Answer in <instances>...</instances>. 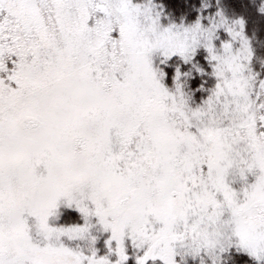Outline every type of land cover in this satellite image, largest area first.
<instances>
[{
    "label": "snow or ice",
    "instance_id": "obj_1",
    "mask_svg": "<svg viewBox=\"0 0 264 264\" xmlns=\"http://www.w3.org/2000/svg\"><path fill=\"white\" fill-rule=\"evenodd\" d=\"M0 264H264V0H0Z\"/></svg>",
    "mask_w": 264,
    "mask_h": 264
}]
</instances>
